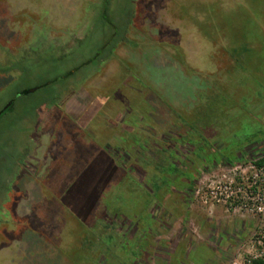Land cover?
<instances>
[{
	"label": "rangeland",
	"instance_id": "obj_1",
	"mask_svg": "<svg viewBox=\"0 0 264 264\" xmlns=\"http://www.w3.org/2000/svg\"><path fill=\"white\" fill-rule=\"evenodd\" d=\"M97 2L0 0V68L9 67L0 71V109L16 101L0 120L6 145L0 149V264H71L62 250L77 240L70 232L75 222L62 200L86 220L99 215L121 173L110 155L150 191L141 158L118 140L144 129L139 120L148 128L139 135L151 133L155 147L176 152L172 162L181 172L161 178L158 193L127 186L109 198L115 225L107 233L124 235V242L110 251L108 264H247L263 250L257 238L264 213L205 205L195 191L206 180L251 178L253 164L264 159V0H134L115 18L119 34L112 48L77 72L73 59L83 62L93 53L74 50L94 23ZM208 4L225 11L241 6L249 15L245 58L237 64L224 53L221 34L209 41L198 26ZM55 54L62 55L52 62ZM59 76L66 79L43 86ZM204 76H216L221 89L209 88ZM52 95L56 102L42 108ZM128 99L140 119L128 110ZM88 157L94 177L107 174L92 210L79 192L62 187ZM186 202L201 207L202 215L177 219L188 214Z\"/></svg>",
	"mask_w": 264,
	"mask_h": 264
},
{
	"label": "trees",
	"instance_id": "obj_2",
	"mask_svg": "<svg viewBox=\"0 0 264 264\" xmlns=\"http://www.w3.org/2000/svg\"><path fill=\"white\" fill-rule=\"evenodd\" d=\"M247 4H250V0H247ZM133 5L134 0H98L95 6L97 9V15L94 19V23L85 38L77 42V50H74L77 51L76 55L78 54L79 56L82 54L79 53L80 50H84V52L93 51L92 56L90 58L83 59V62H75V60L73 59V61L71 62V69L73 68L78 72L82 69V67L86 65L93 64L95 66L96 64H98L102 49L109 47L112 48L116 41L115 38L119 34V24L115 21V18L128 13V9H131ZM251 6H253V2H251ZM201 9L205 11L206 17L203 19V21H201L202 23L198 22V26L204 37L209 41L215 42L218 36L221 34L226 44L225 47H223V51L228 56L229 60L234 64H237L239 60H243L245 58L244 54L247 48L245 42L247 41L248 37L244 25H248L249 21V15L244 12L245 8L239 6V8H233L225 11L216 4H208L207 6L203 5ZM238 32H241L242 36L239 37L238 34L240 33ZM236 41H240L238 47H232L233 45H235V43H237ZM61 55L62 54L50 55L52 57V62L57 61V59L60 58ZM174 57L177 62L182 64V66H185V68L187 69V63L183 59L181 54L177 52L174 54ZM262 60V63H264L263 58ZM216 61L217 60H215V58H211V62L214 65H216ZM7 66L8 65L0 68V71L5 72L6 70H8L9 67ZM216 76H204L205 82L208 84L209 88H212L213 90L214 88L221 89L219 84L213 82V80L216 79ZM60 77L61 76L50 80L49 82L43 84V86L48 87L57 83L59 79H66V77ZM38 88L40 87H37V89ZM24 92L26 91H23L22 93ZM57 97L58 96L55 95L54 97L44 99L41 105L42 108L44 107L45 109H47L48 107H50L56 102ZM10 100L13 101L11 109L1 114L0 120L6 114L13 112L16 101L14 98L8 99V101ZM130 102L128 99V110H130V113H132V115L135 114L136 116H139L140 119V114L137 110L138 106H136L135 103ZM36 117V114L31 115V118L35 123ZM132 119L136 120L134 117H132L131 120ZM139 122L140 123L138 125H141V127L146 130L147 127H144L141 124L140 120ZM136 129L138 131L135 130L132 134H125L124 137L121 136L118 140L120 142V145L125 146V150H128L130 153H132L133 156L141 158L139 159L144 164L146 171L151 174L150 176H148V179L150 181V191L146 192V190H143L144 188L142 189L140 184H138L136 181H134V179L130 177L128 170L121 168L120 165L123 164V161L118 158V155H110L111 161L114 162V164L121 170V173L117 176L115 183L112 185V190L105 197L104 203L102 202V209L100 210L99 215H95V217L93 216L90 220H86L73 212L70 206L65 203L64 200H62L65 211L75 222V226L72 230H70V232L75 236L77 240H75L74 243H70V246L67 249L62 250L71 264H108V257L111 253L110 251L115 247L117 248L118 244H122L124 242V235L107 233L109 229H114L115 224L109 217V211L106 209V202H108L109 198L113 194H115L116 191H118L120 188L124 189V187L130 186L133 190H138L140 188L145 194L149 196L155 192L158 193L160 191V187L164 184H161V178L166 179L169 177V175L171 177L176 172L180 171V169H178L177 166L172 162L175 159L174 157L176 152H172L167 147H155L151 133L146 135L141 133V135H139V131L144 132L145 130L138 129L137 127ZM1 138L2 134L0 135V139ZM5 146L6 145H2L0 143L1 150H3ZM88 158L85 159L84 164L80 167L75 176L69 179L68 182L66 181L67 183H64L62 187L65 193H68L72 189L76 192H79L83 197L82 200H85L86 209L92 210L94 209L96 201H98L99 199L98 194L100 193V190L96 187L100 184L101 181L107 179V174L105 172L103 174H100L101 176L98 178L94 177L92 175V173L94 172L91 171L90 167L91 158ZM225 159L230 162L229 159ZM233 161L234 163H236V161H238V156ZM210 162L216 161L212 160ZM263 164L264 159H261L255 163V165L258 167L262 166ZM192 181H194V178L191 179V182ZM133 190L132 192L135 193V191ZM93 233L98 234L99 237L96 238L97 240L94 238L91 239V237L89 236ZM262 244L264 247V238L262 239ZM101 256H104V258L101 259ZM250 264H264V259H251Z\"/></svg>",
	"mask_w": 264,
	"mask_h": 264
},
{
	"label": "built area",
	"instance_id": "obj_3",
	"mask_svg": "<svg viewBox=\"0 0 264 264\" xmlns=\"http://www.w3.org/2000/svg\"><path fill=\"white\" fill-rule=\"evenodd\" d=\"M256 169L251 178L234 176L223 179L206 180L196 189V195L205 205L222 204L232 213H249L260 215L264 213V164L260 167L253 164ZM264 233L257 238V243L262 246V252L252 256L251 259H264L262 239Z\"/></svg>",
	"mask_w": 264,
	"mask_h": 264
},
{
	"label": "crops",
	"instance_id": "obj_4",
	"mask_svg": "<svg viewBox=\"0 0 264 264\" xmlns=\"http://www.w3.org/2000/svg\"><path fill=\"white\" fill-rule=\"evenodd\" d=\"M179 194H182V190L179 192ZM182 195H183V197H186V194H182ZM187 202H186L185 206L187 208L186 210H187L188 214L187 213H184V214L178 213L179 215H178V217H176L177 219H182V221H183V219L185 220L186 218H190L194 214L202 215L201 207H199L197 205H194L193 203H187ZM213 213H214V216L215 217H218L219 218V217H221L222 209L220 207H216L214 209V212ZM177 240H178V242L180 241L179 239H177Z\"/></svg>",
	"mask_w": 264,
	"mask_h": 264
},
{
	"label": "flooded vegetation",
	"instance_id": "obj_5",
	"mask_svg": "<svg viewBox=\"0 0 264 264\" xmlns=\"http://www.w3.org/2000/svg\"><path fill=\"white\" fill-rule=\"evenodd\" d=\"M12 104H13V101H12V100L8 101V102L5 104V106H3V107L1 108V110H0V115H1L2 113H5L6 111L10 110Z\"/></svg>",
	"mask_w": 264,
	"mask_h": 264
},
{
	"label": "water",
	"instance_id": "obj_6",
	"mask_svg": "<svg viewBox=\"0 0 264 264\" xmlns=\"http://www.w3.org/2000/svg\"><path fill=\"white\" fill-rule=\"evenodd\" d=\"M35 91V89L34 90H29V91H26L27 93H30V92H34Z\"/></svg>",
	"mask_w": 264,
	"mask_h": 264
}]
</instances>
